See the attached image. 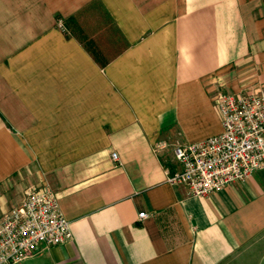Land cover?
<instances>
[{
  "label": "crops",
  "instance_id": "0c3cea01",
  "mask_svg": "<svg viewBox=\"0 0 264 264\" xmlns=\"http://www.w3.org/2000/svg\"><path fill=\"white\" fill-rule=\"evenodd\" d=\"M251 84L264 0H0V220L48 186L73 232L21 264H264V170L168 181L176 144L223 133L216 93Z\"/></svg>",
  "mask_w": 264,
  "mask_h": 264
},
{
  "label": "built area",
  "instance_id": "2783aa9c",
  "mask_svg": "<svg viewBox=\"0 0 264 264\" xmlns=\"http://www.w3.org/2000/svg\"><path fill=\"white\" fill-rule=\"evenodd\" d=\"M59 26L64 28L61 21ZM214 102L223 133L174 146L180 169L168 181L186 186L196 197H208L264 170V87L233 93L219 90ZM165 148V142L159 146ZM112 158L119 164L116 153ZM147 217L146 213L139 215L140 219ZM72 241L71 223L57 195L48 186L30 187L22 203L0 220V264H21L43 249Z\"/></svg>",
  "mask_w": 264,
  "mask_h": 264
},
{
  "label": "rangeland",
  "instance_id": "374dc122",
  "mask_svg": "<svg viewBox=\"0 0 264 264\" xmlns=\"http://www.w3.org/2000/svg\"><path fill=\"white\" fill-rule=\"evenodd\" d=\"M253 85H254V84H253ZM253 85L251 84L250 86H249V85H248V86H249V87H252ZM260 86L264 87V85H260ZM249 87H245L244 89L249 88ZM244 89H242V90H244ZM12 209H13V208H12ZM12 209H11V210H12Z\"/></svg>",
  "mask_w": 264,
  "mask_h": 264
}]
</instances>
